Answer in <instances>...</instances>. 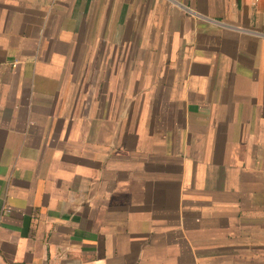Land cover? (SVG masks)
I'll return each mask as SVG.
<instances>
[{"label": "crops", "instance_id": "0c3cea01", "mask_svg": "<svg viewBox=\"0 0 264 264\" xmlns=\"http://www.w3.org/2000/svg\"><path fill=\"white\" fill-rule=\"evenodd\" d=\"M0 264H264V0H0Z\"/></svg>", "mask_w": 264, "mask_h": 264}, {"label": "built area", "instance_id": "2783aa9c", "mask_svg": "<svg viewBox=\"0 0 264 264\" xmlns=\"http://www.w3.org/2000/svg\"><path fill=\"white\" fill-rule=\"evenodd\" d=\"M263 0H249L251 7L258 6Z\"/></svg>", "mask_w": 264, "mask_h": 264}]
</instances>
